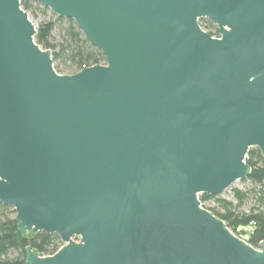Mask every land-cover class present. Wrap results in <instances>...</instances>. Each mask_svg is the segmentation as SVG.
I'll list each match as a JSON object with an SVG mask.
<instances>
[{
  "label": "water",
  "instance_id": "95a60500",
  "mask_svg": "<svg viewBox=\"0 0 264 264\" xmlns=\"http://www.w3.org/2000/svg\"><path fill=\"white\" fill-rule=\"evenodd\" d=\"M22 2L73 20L105 65L59 75ZM254 148L264 0H0V203L64 243L25 264H264L200 201L248 179Z\"/></svg>",
  "mask_w": 264,
  "mask_h": 264
},
{
  "label": "trees",
  "instance_id": "16d2710c",
  "mask_svg": "<svg viewBox=\"0 0 264 264\" xmlns=\"http://www.w3.org/2000/svg\"><path fill=\"white\" fill-rule=\"evenodd\" d=\"M41 7L37 3L22 2V8L27 13ZM42 9L44 13L49 10L45 7ZM58 20L60 22L64 21L62 18ZM66 21L69 23L66 30L67 37L60 46V52L53 53V58L58 59L61 53L65 55L71 64L70 70L74 71L75 74L85 68L104 63L105 58L102 53L90 44L75 22L71 19ZM208 24L215 27L213 22H208ZM54 28V23H46L37 31L35 41L44 50H56L57 46L51 42ZM216 35L212 34L214 37H219L218 29ZM246 162L251 167L252 173L248 179L243 181L252 183L253 188L249 193L254 200L249 214L240 211L248 196L239 190H235V198L238 201L237 206L227 200L220 199V195L211 197L201 195L200 201L203 204L215 200L218 208L207 210L223 220L232 232H236L241 226L255 224L256 228L250 237L249 243L254 248H258L260 243L264 241V155L257 148L251 149ZM15 218V210L0 203V264H25L27 247H31L41 257L53 256L59 251L60 248L56 245V241H59L60 238L57 235L42 232L36 235L24 236L19 232Z\"/></svg>",
  "mask_w": 264,
  "mask_h": 264
},
{
  "label": "rangeland",
  "instance_id": "374dc122",
  "mask_svg": "<svg viewBox=\"0 0 264 264\" xmlns=\"http://www.w3.org/2000/svg\"><path fill=\"white\" fill-rule=\"evenodd\" d=\"M42 8H44V7L42 6L40 9H37V10L33 9V10L29 11L28 12L29 17H30L32 23L35 25V28L37 31L41 28V26L43 24H46V23H54L55 24V28L53 30L52 37H51V42H52V44H54L57 47H56V50L52 51V54L56 53V52L59 53L61 50L60 46L64 43L65 38L67 37L66 30L69 27V23L66 21L67 19H63L64 21L60 22L58 20L59 19L58 16L54 15L50 10H48L47 12L44 13ZM208 22H211V21H209L207 19H203L200 21V25L209 34H211V35L214 34L215 36H217L216 35V30L218 29L217 25L214 23L215 27H216L215 28V27L210 26V24H208ZM53 61H54V69L59 75H63V76L75 75V72L70 70V67H71L70 62L67 60L65 55H63L62 53L60 54V57L58 59L53 58ZM100 65H105V62L101 63ZM252 188H253V185L251 182L240 181V182L235 183L233 186H231L228 190H226L222 194H220L219 198L223 199V200H227L228 202L233 203L234 206H237L238 201L235 198V190H239L241 192L246 193L248 198L245 201L244 205L241 207L240 211L245 213V214H249L250 210L254 204V200L249 193L252 190ZM202 206L206 210L218 208L217 202L215 200L204 202L202 204ZM77 240L78 239H75V241H77ZM56 245L58 246V248L61 249L64 246V243L60 239L59 241H56Z\"/></svg>",
  "mask_w": 264,
  "mask_h": 264
},
{
  "label": "built area",
  "instance_id": "2783aa9c",
  "mask_svg": "<svg viewBox=\"0 0 264 264\" xmlns=\"http://www.w3.org/2000/svg\"><path fill=\"white\" fill-rule=\"evenodd\" d=\"M220 37V36H219ZM256 228L255 224H250L248 226H241L239 227L236 232H233L238 238L245 241L246 243H249L250 237L253 234L254 230ZM79 240V239H78ZM77 240V241H78ZM47 257V256H44Z\"/></svg>",
  "mask_w": 264,
  "mask_h": 264
}]
</instances>
